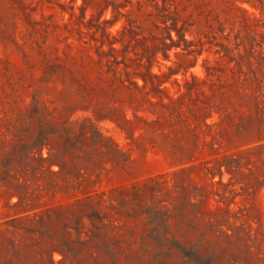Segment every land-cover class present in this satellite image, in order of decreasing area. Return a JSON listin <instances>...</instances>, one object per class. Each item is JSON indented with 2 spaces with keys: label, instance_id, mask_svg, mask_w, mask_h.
Returning a JSON list of instances; mask_svg holds the SVG:
<instances>
[{
  "label": "rangeland",
  "instance_id": "374dc122",
  "mask_svg": "<svg viewBox=\"0 0 264 264\" xmlns=\"http://www.w3.org/2000/svg\"><path fill=\"white\" fill-rule=\"evenodd\" d=\"M0 264H264V0H0Z\"/></svg>",
  "mask_w": 264,
  "mask_h": 264
},
{
  "label": "trees",
  "instance_id": "16d2710c",
  "mask_svg": "<svg viewBox=\"0 0 264 264\" xmlns=\"http://www.w3.org/2000/svg\"><path fill=\"white\" fill-rule=\"evenodd\" d=\"M112 51H116V50L112 48Z\"/></svg>",
  "mask_w": 264,
  "mask_h": 264
}]
</instances>
